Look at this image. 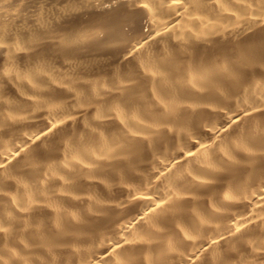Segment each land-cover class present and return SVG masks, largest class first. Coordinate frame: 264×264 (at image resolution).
<instances>
[{"label":"bare ground","instance_id":"bare-ground-1","mask_svg":"<svg viewBox=\"0 0 264 264\" xmlns=\"http://www.w3.org/2000/svg\"><path fill=\"white\" fill-rule=\"evenodd\" d=\"M0 264H264V0H0Z\"/></svg>","mask_w":264,"mask_h":264}]
</instances>
